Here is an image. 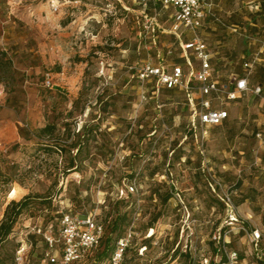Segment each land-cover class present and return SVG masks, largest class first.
Listing matches in <instances>:
<instances>
[{
    "label": "rangeland",
    "instance_id": "obj_1",
    "mask_svg": "<svg viewBox=\"0 0 264 264\" xmlns=\"http://www.w3.org/2000/svg\"><path fill=\"white\" fill-rule=\"evenodd\" d=\"M226 1L218 16L247 36L205 23L199 35L211 53L214 79L231 83L244 73V62L255 60L249 81L262 84V92L226 102L227 120L207 127L200 143L186 137L181 88L148 93L140 102L142 89L151 92L152 85L138 80L137 70L160 61L170 69L180 59L178 41L169 33L173 11L155 9L153 3L148 11L147 0H0V51L16 72L13 82L0 83V221L6 203L31 198L0 245V264H16L21 246L24 264H40L48 249L59 257L61 218L90 217L105 227L113 203L128 200L130 185L135 186L130 194L135 207L125 264H220L219 249L225 264L232 253V264L264 263V16L254 13L253 0L243 7L240 0ZM189 38L187 32L181 36ZM190 61L198 70L194 56ZM45 73L53 75L52 88L43 85ZM47 124L55 126L54 133L37 137ZM83 125L94 127V138L78 172L64 173L75 154L68 146L81 140ZM24 130L26 140L19 136ZM54 143L64 150L46 148ZM208 173L234 205L249 197L235 205L243 224L230 225L224 207L214 206ZM165 189H172L165 205L156 196L150 200L152 192ZM39 195L50 204H42ZM158 211L153 229L148 228ZM253 230L261 235L257 243L250 240ZM45 235L54 239L52 246ZM176 247L189 257L170 261Z\"/></svg>",
    "mask_w": 264,
    "mask_h": 264
},
{
    "label": "built area",
    "instance_id": "obj_2",
    "mask_svg": "<svg viewBox=\"0 0 264 264\" xmlns=\"http://www.w3.org/2000/svg\"><path fill=\"white\" fill-rule=\"evenodd\" d=\"M156 1L160 2L163 7L173 8V13L170 15L173 25L169 33L174 34L178 41V48L184 58L188 72L185 75L180 65H171L169 69L167 65L160 61L155 65L147 63L137 70L138 78L141 82L152 81L155 94H158L161 88L172 89L178 87L184 91L189 109L187 128L192 133L194 140L202 143L207 135L205 130L207 127L221 125L227 119V111L222 108L226 102H234L248 93L260 94V86L251 87L248 83V77L254 69L255 60L243 64L245 76L234 77L231 83L219 84L213 80L210 65L211 53L207 44L199 35L206 18L213 17L215 21L220 22L213 13L211 0ZM155 26L158 25L155 24ZM180 28H183L184 31L179 32ZM231 30L236 31V29ZM184 32L191 35L190 40L184 41L181 39ZM191 55L198 61V70L196 71L190 61ZM52 80L53 75L45 73L43 85L52 88L54 86ZM146 99V96L141 93L140 102L142 103ZM206 181L210 191L224 206L229 224H243L244 219L238 213L230 195L223 192L220 182L210 173L207 174ZM126 189V194H132L135 186L130 185ZM178 199L181 202L179 196ZM60 223L62 241L60 256L48 255L42 264H71L80 257L81 253L95 249L99 245L102 228L94 219L87 217L82 221H78L70 215H64ZM249 236L251 242L257 243L261 235L258 230H253ZM130 237L131 233H128L125 239L119 241L110 264H120L123 253L130 243ZM45 238L52 246L54 239L47 235H45ZM24 255V248L21 246L16 250V264H24ZM235 259L236 254L232 253L229 256L228 264H232Z\"/></svg>",
    "mask_w": 264,
    "mask_h": 264
},
{
    "label": "trees",
    "instance_id": "obj_3",
    "mask_svg": "<svg viewBox=\"0 0 264 264\" xmlns=\"http://www.w3.org/2000/svg\"><path fill=\"white\" fill-rule=\"evenodd\" d=\"M147 2L148 3H146V4H148L149 7L146 8V10H148V11L150 10V7L152 6V3L154 5L155 9H166V10L173 11L172 7H163L162 4L160 2H158V1L147 0ZM260 13H264V6L262 4H261ZM260 13H255V14H260ZM170 15H171V13H170ZM209 18L211 20L213 19V17H208V18H206V20L209 19ZM206 20L204 21V24H205ZM219 23H220L219 25H221L224 28H227V26H228L222 20ZM172 24H173V21H172ZM203 27H204V25H203ZM237 28H238V32L240 33V35L247 36V34H245V31L243 29L239 28L236 25V30H237ZM185 41H188V40H185ZM178 52H179V58L180 59L175 61V62H173L172 65H180L182 67V69H183V66H185V61H184V58L180 54V49L179 48H178ZM191 56H193V55H191ZM210 65H211V60H210ZM211 70H212L213 80H215L214 79V74H213L214 71H213L212 65H211ZM263 72H264V69H263ZM183 73H184V70H183ZM251 74H250V76H251ZM15 75H16V72L12 68L11 59H9L7 57L6 52L0 51V83L2 81H4V80L13 82ZM243 76H245V71H244V73L242 75H239V76H236V77H243ZM250 76L248 77L249 85L251 87L260 86L261 87V92H262V84H257V85L250 84V81H249ZM136 77L138 78V74H136ZM215 81H217V80H215ZM147 82H150L151 85H153L152 81L147 80ZM218 83L222 84L220 82H218ZM177 88L178 87L172 88V89L161 88L160 90L172 91V90H175ZM151 90H152L151 92H149V91L147 92L143 88L141 93H143L146 96V98H147L146 94H148V93L153 94L154 93L152 86H151ZM160 90H159V92H160ZM259 95H255V96H259ZM240 98L241 97H239L237 100H239ZM106 105H107V103L103 102L101 107L105 108ZM184 105L187 108L188 117H189V109H188L187 104H186L185 93H184ZM226 120H224L223 123ZM54 130H55V126L54 125L47 124L43 128H41V129H39L37 131L38 132L37 137L50 136V135H52L54 133ZM79 131H81V134L78 137H80L81 140L77 139L76 141H74L73 143H71L68 146L69 151H71V149L75 150V154H74L73 157H69L68 158L67 167L64 169V173L78 172L77 171L78 170V165L82 164V160L80 159V157H81L82 153L85 150H88V142H89V140L94 138V134H95L94 127H89L87 125H83L80 128ZM19 136L26 140L28 138L27 131H25V130L24 131H20L19 132ZM186 137H189L190 139H194L192 133L187 128V124H186ZM51 146H54L53 148L56 149V150H59L60 152L62 150H64V149H61L62 147L58 143H54L53 145H50V146L46 145V148H49ZM175 153H176V151L173 149V154H175ZM177 157L179 158L180 155H178ZM195 174H196V176H199L200 175V170L197 169ZM130 178H132V175L130 176ZM158 186L164 188L165 187V183H161ZM235 186H236L235 188L238 189L239 188V182H237ZM171 194H172V189H165V191L162 192V193H160L159 191H154L150 195V200H152L153 196H156L157 199L159 200L160 204L163 206L169 201V199L172 196ZM125 197L128 198L127 201H125V199L121 198V199H117L113 203L111 211L106 216V217H110V220L108 221L107 225H105V227H104L103 224H100V223L95 221L102 228V234H101V237H100V240H99V245L95 249L87 250V251H84L83 253H81L80 257L76 261L71 263V264H77V263H79V262H81L83 260H85V261L93 260L94 263L107 262V264H110L111 258L113 256L115 250H116L117 244L119 243V241L125 239L128 236V234H127L128 227L130 226L131 220H132L131 213H132V211L134 210V207H135V203L131 200V195L130 194H126ZM212 197L214 199V201H212L214 206H216L218 209L221 210L224 206L217 199H215L214 196H212ZM37 198H39L40 201L43 202L42 204H46V205L50 204V202L47 201L48 200L47 196L45 197V196L39 195ZM248 198L249 197H247V196L243 197L241 199V201L236 202L235 205L238 206V205L244 203L246 200H248ZM30 199L31 198L29 196H26L21 201H18V202L11 201L6 206V208L4 210V213H3V218L0 221V245L5 243V242H7L9 236L12 233L13 227L16 224L17 219L28 208ZM121 205H124V206L121 208ZM159 216H160V211H158V212H156V213L151 215V219L149 220L148 228L153 229V224L157 221ZM262 221H263V224H264V214L262 216ZM104 231H105V233H104ZM152 236H153V234L148 239H145L143 241L144 248H147V247L150 246V240H151ZM175 236L177 237V234ZM30 238H34V236L30 235ZM262 246H263L262 250H263V253H264V242H263ZM126 252H127V249L123 253V259L121 260L122 262L120 264H125ZM218 252H220V255H221L220 264H225L227 262L225 254L222 253V251L220 249L218 251H216V253H218ZM56 253H57L56 250H52L51 249V251H50L48 249V252L45 253V256L40 261V264H42V262L46 259V257L48 255H52V256L56 257ZM181 256H183L184 258L189 257L188 253H184V254L180 253L178 247L173 248L171 250V254H170V261H173V260H175V259H177V258H179ZM262 264H264V263H262Z\"/></svg>",
    "mask_w": 264,
    "mask_h": 264
},
{
    "label": "crops",
    "instance_id": "obj_4",
    "mask_svg": "<svg viewBox=\"0 0 264 264\" xmlns=\"http://www.w3.org/2000/svg\"><path fill=\"white\" fill-rule=\"evenodd\" d=\"M226 0H225V3L221 4V2H219L218 0H211V3H212V10H213V13L214 15L219 19V21H221L220 17L218 16V11L222 10L223 8L226 9ZM253 3V8H254V13H260V9H261V4L264 6V0H253L251 1ZM240 3H241V7H243L244 4H246L245 0H240ZM248 4V2H247ZM250 5V4H249ZM251 6H249V8H251ZM231 13H233V9H229ZM254 16V15H253ZM257 16H264V13H260V14H257ZM254 18H256L254 16ZM208 21H212L213 23L215 24H220L219 22L215 21L214 19H207L205 23H207ZM205 25V24H204ZM172 27V26H171ZM228 31H230L231 33H239L238 32V28L237 30L234 32L233 30L231 29H236V25H228L227 28ZM240 35V33H239ZM245 37V36H244ZM187 40H190L187 39ZM212 65V64H211ZM213 68V67H212ZM15 189H13L10 193L12 195V193L14 192ZM11 195L9 197H11ZM8 203H6L3 208L1 209V214H3V211L5 209V206L7 205Z\"/></svg>",
    "mask_w": 264,
    "mask_h": 264
}]
</instances>
